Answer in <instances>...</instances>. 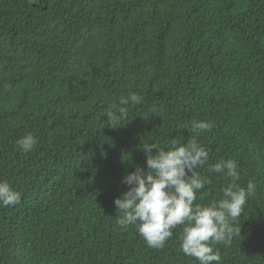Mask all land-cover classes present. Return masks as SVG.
I'll use <instances>...</instances> for the list:
<instances>
[{
  "label": "trees",
  "instance_id": "16d2710c",
  "mask_svg": "<svg viewBox=\"0 0 264 264\" xmlns=\"http://www.w3.org/2000/svg\"><path fill=\"white\" fill-rule=\"evenodd\" d=\"M130 92L142 103L109 127ZM193 120L212 123L197 202L226 186L207 171L220 159L258 185L221 264H264V0H0V179L22 194L0 204V264H198L181 226L152 249L114 204L143 144L186 142Z\"/></svg>",
  "mask_w": 264,
  "mask_h": 264
},
{
  "label": "clouds",
  "instance_id": "9594fccd",
  "mask_svg": "<svg viewBox=\"0 0 264 264\" xmlns=\"http://www.w3.org/2000/svg\"><path fill=\"white\" fill-rule=\"evenodd\" d=\"M142 99L135 92L121 95L106 111L108 126L124 124L128 106L139 105ZM211 127L210 121L193 120L190 127L185 126L191 133L186 142L174 139L164 147L156 142L143 144L140 149L146 154V170L137 166L135 171L124 175L122 182L128 190L114 200L117 225L121 229L135 226L149 248L163 249L173 237V231L181 226L180 251L198 264H221L216 245L230 246L240 235L238 221L246 203L257 196L258 188L254 180H248L246 186L237 183L241 179L237 162L231 158L220 159L207 171L223 174L226 186L221 187L218 199L197 202L198 195L201 198L207 195L203 190L211 184L210 176L200 171L209 159V152L197 136ZM15 143L27 154L35 149L38 138L29 132ZM21 195L6 180L0 179V204L14 206L20 202Z\"/></svg>",
  "mask_w": 264,
  "mask_h": 264
}]
</instances>
